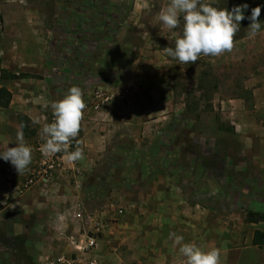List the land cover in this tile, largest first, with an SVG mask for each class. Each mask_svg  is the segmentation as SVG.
<instances>
[{
	"label": "rangeland",
	"instance_id": "rangeland-1",
	"mask_svg": "<svg viewBox=\"0 0 264 264\" xmlns=\"http://www.w3.org/2000/svg\"><path fill=\"white\" fill-rule=\"evenodd\" d=\"M168 3L0 0V87L12 89L11 110L36 111V77L50 81L56 93L67 80L54 79L53 75L65 72L64 57L81 43L90 45L85 58L88 62L85 67L76 65L72 72L75 77L81 71H89L88 76H92L88 85L93 92L85 102L86 109L94 110L91 106L98 90L112 95L110 103L119 100L128 109L130 101L124 94H129L133 85L127 76H144V93L169 101L168 117L163 126H155L152 119L156 114L149 113L141 127L135 128L128 125V111L125 115L117 110L121 122L114 129L106 155L82 180L88 185L83 193L87 214L94 217L98 209L107 210L108 222H112L104 237H98V248L88 258H96L101 264H184L179 246L168 238L175 232L184 237V242L220 249L221 264H242L248 255H236L227 246L230 241L217 231L221 223L249 222L250 210L264 213V165L252 160L247 146L239 140L242 129L237 128L236 113L231 109L234 100L244 99V123L256 119L260 138L264 139V101L256 106L253 89L248 86L249 79L264 64V31L249 39L250 21L245 19L231 52L218 57L201 55L195 63L182 64L164 52L165 47L174 48L176 38L182 35V16L178 27L169 30L155 12L141 17L131 14L137 6L148 11L152 4L157 10ZM245 3L249 5L246 16L252 8L262 6L259 19L264 25V0H214L213 6L231 9ZM147 40L151 45L143 47ZM139 55L146 57L140 60ZM108 75L116 88L99 82L108 80ZM73 85L83 89L81 81ZM61 97L64 95L58 99ZM21 114L25 113L19 111L17 118ZM30 120L31 127L24 132L29 136L25 142L33 150L29 172L36 160V126ZM176 215L179 218L172 217ZM90 219L86 221L88 226ZM120 221H131L132 225H122L126 229L121 230L122 238L113 242L119 227L116 222ZM207 221L217 223L216 232L207 231ZM260 221L264 228V219ZM101 229L89 226L87 234L95 235V230L101 233ZM11 231L8 228L12 237ZM11 237L0 239V264H38L36 240ZM235 246L239 247L238 243ZM75 253L74 249L71 254Z\"/></svg>",
	"mask_w": 264,
	"mask_h": 264
},
{
	"label": "crops",
	"instance_id": "crops-1",
	"mask_svg": "<svg viewBox=\"0 0 264 264\" xmlns=\"http://www.w3.org/2000/svg\"><path fill=\"white\" fill-rule=\"evenodd\" d=\"M141 9V7L137 6L135 11H131V14L141 17L147 15L149 12L153 15L154 12L159 14L162 10L160 7L157 10L153 9V4L148 11L146 9L142 11ZM150 25H147L149 31ZM128 44L130 46L131 43ZM150 45L151 43L147 40L143 47ZM89 47L90 45L81 43L76 48H73V52L76 53H69L64 57V61H62L65 65V72L53 75L54 79L60 81L67 80L65 85L61 83L59 86L66 88V90L74 86V82L81 81L83 85V89H81L85 102L89 101L92 96L93 90L90 88V84L88 85L92 76H88L89 71L87 73L81 71V74L75 77L73 74L76 73H73L72 70L76 68V65L85 67V63L88 62L85 58H87L86 52L89 51ZM145 57V55H139L140 60L145 59ZM139 59L135 60V63L139 62ZM95 64H98V61ZM86 70H89V68H86ZM127 78L133 85L129 94H124L127 96V101H130L129 108L125 110L123 108L124 104L116 100L104 105L102 111L85 109L80 129L84 158L75 162V164H70L65 155L63 157L64 166L56 172L51 183H37L24 188L22 184L25 179V172L22 178L21 174H18L10 163L0 160V225L4 228L0 231V235H2L0 239H9L11 237L8 233V228H10L12 229L11 233L14 234L11 237L13 239L17 237L26 240H36V263L40 258L48 259L62 253L71 254L75 249L72 239H79L85 236L89 226L91 228L96 226V229L102 227L101 231L103 232L99 233V239H102L104 237L103 234L110 230L109 228L106 230L108 225L112 223L108 222L110 216L107 210L101 211L98 209L95 211L97 215L94 217L87 214L83 193L86 191L88 185H84L82 180L91 173L97 162L106 155V149L111 141L114 129L121 122L117 118V110L119 114L125 113V115L127 114L126 111H128V119H130L128 125L135 128L141 127L143 117H146L149 113L150 116L156 114V117L152 119V125L155 124V126H163V122L168 117L169 101L166 100L167 98L157 100L152 94L148 92L144 93L141 86L144 76L137 77L133 75L132 77L127 76ZM112 79L108 75V80L103 81L102 79L98 81L104 86L113 88L115 83ZM46 81L47 79L45 78L36 77V111H26L22 108L11 110L12 102L9 107L0 106V151L4 150L5 144H8L9 147H14L17 143L16 133L20 125L17 118L19 111L28 115L33 121H39V123H34L36 126V134H34L36 144L42 139V126L45 123H50L48 117L53 114L50 103L62 99L63 97L60 99L58 97L66 93V90L61 88L59 90L56 88L57 90L54 91L56 93H53L52 83ZM83 81H85V84H83ZM54 82L57 83V81ZM248 86L253 89L252 96L255 98L256 106L261 104L264 101V64L249 79ZM9 89L12 90L10 87ZM167 95L169 97V91ZM242 100L245 102L242 98L234 100V106L231 107L232 113H236L234 122H237V128L242 129L240 133L241 139L239 140L247 146V150H249L248 154L252 160H260L264 165V139L260 138L258 129L260 125L256 119L248 120V124L244 123ZM105 119L110 121L115 119L117 121L115 123H106ZM144 122L147 123L149 121ZM28 137L24 133V138L28 139ZM27 171L29 173V170ZM172 217L179 218L178 215ZM195 217H199V215ZM89 218L91 219L88 226L86 221ZM193 220L197 222L196 219L193 218ZM116 223L119 227L117 235L113 236V242L122 238L121 230L124 232L126 230L122 225H132L131 221ZM134 223L136 224L137 221ZM262 223L263 221H233L225 223V225L221 223L217 232L221 236L224 235L227 241H230H226L227 246L236 255H248V258L242 264H264V247L253 243L255 231H264V228L261 227ZM206 226L208 228L207 231L216 232L217 223L209 221ZM128 230H132V227ZM122 243L120 242V244ZM235 243H238L239 247L235 246Z\"/></svg>",
	"mask_w": 264,
	"mask_h": 264
},
{
	"label": "clouds",
	"instance_id": "clouds-1",
	"mask_svg": "<svg viewBox=\"0 0 264 264\" xmlns=\"http://www.w3.org/2000/svg\"><path fill=\"white\" fill-rule=\"evenodd\" d=\"M214 0H169L168 5L158 14V20L169 30L176 29L183 17L182 35L175 40V47H165L166 55L182 64L195 63L201 55L218 57L231 52L234 48V37L240 31L241 21L247 19L249 39L255 38L264 31L259 19L261 5L251 9L245 15L248 4L233 5L231 9L213 6ZM50 107L53 122L45 123L41 129L43 143L39 151L45 158H52L64 153L70 164L84 158L83 148L76 139L80 133L86 103L80 87L72 86L64 97L52 101ZM33 123H39L34 120ZM25 124L20 123L14 147L4 145L0 151V160L10 163L18 174H22L32 163V147L24 138ZM76 141L75 149L70 151L72 142ZM178 247V254L184 264H221V250L218 248L204 249L195 242H184V237L170 232L169 237Z\"/></svg>",
	"mask_w": 264,
	"mask_h": 264
},
{
	"label": "built area",
	"instance_id": "built-area-1",
	"mask_svg": "<svg viewBox=\"0 0 264 264\" xmlns=\"http://www.w3.org/2000/svg\"><path fill=\"white\" fill-rule=\"evenodd\" d=\"M112 99V95L106 91L98 90L96 92V101L91 106V109L102 111L103 106L107 105ZM53 114L50 115V123L53 122ZM82 148V135L79 133L76 138ZM43 139H40L36 144L37 158L34 162V167L30 170L29 176L25 181V187H30L37 183L49 184L56 172H58L64 166V153H58L52 158H45L39 151L40 145L43 143ZM76 141L72 142L70 151L74 150ZM95 233H99L95 231ZM86 234L84 240L76 242V239H72V243L75 245V250L78 253L73 254H58L52 258L38 260V264H101L96 258H88V254L98 248V235Z\"/></svg>",
	"mask_w": 264,
	"mask_h": 264
},
{
	"label": "trees",
	"instance_id": "trees-1",
	"mask_svg": "<svg viewBox=\"0 0 264 264\" xmlns=\"http://www.w3.org/2000/svg\"><path fill=\"white\" fill-rule=\"evenodd\" d=\"M5 71V70H4ZM12 99V92L6 87H0V106L8 107ZM19 122H23L25 127L23 129L24 132H27L31 125H30V118L26 114L19 115ZM264 219V213L260 211H253L250 210L247 213V220L249 221H260ZM253 243L258 246L264 245V231L256 230L254 233Z\"/></svg>",
	"mask_w": 264,
	"mask_h": 264
}]
</instances>
